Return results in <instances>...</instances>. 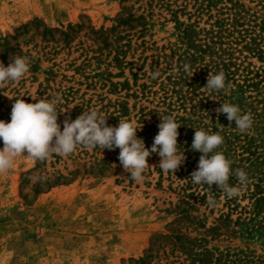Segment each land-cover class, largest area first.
<instances>
[{
  "label": "rangeland",
  "instance_id": "374dc122",
  "mask_svg": "<svg viewBox=\"0 0 264 264\" xmlns=\"http://www.w3.org/2000/svg\"><path fill=\"white\" fill-rule=\"evenodd\" d=\"M157 1L0 0V62L8 66L19 55L30 63L22 80L0 88V120L10 122L16 98L35 103L33 98L51 101L59 94L58 105L64 106L59 124L81 102L99 108L120 99L131 107L135 99L127 94L144 83V71L148 74L143 58L149 63L155 48L169 54L180 40L182 26L172 20L168 1ZM128 15L143 19L118 23ZM59 157L47 159L41 169V161L20 156L0 173V264H128L143 256L156 235L179 227L209 249L264 257L259 239L232 237L218 214L204 207L190 212L196 229H186L185 221L175 227L176 183L169 189L163 171L158 186L161 159L148 158L145 178L136 182L114 164L110 174L96 176L79 165L88 158L76 164ZM75 169L70 183L41 187L42 178L54 181Z\"/></svg>",
  "mask_w": 264,
  "mask_h": 264
},
{
  "label": "trees",
  "instance_id": "16d2710c",
  "mask_svg": "<svg viewBox=\"0 0 264 264\" xmlns=\"http://www.w3.org/2000/svg\"><path fill=\"white\" fill-rule=\"evenodd\" d=\"M166 1L172 20L182 26L180 40L170 47L169 54L164 47L155 48L149 63L143 58L142 64L148 69V74L143 72L145 81L131 95L127 94L135 99L134 104L129 107L127 100L119 99L96 108L81 102L64 114L65 120H75L84 111L95 109L107 118L108 126H118L119 120L136 121L138 127L142 126L137 137L151 149L161 117L174 116L181 124L177 142L185 160L175 174L166 172L169 189L176 183L173 192L178 195L175 213L179 219L173 225L179 227L178 224L185 221L188 222L186 229H196L192 225L197 227L198 222L190 212L196 210V206L204 207L210 214H218V221L232 237L249 241L257 238L264 245V0H243L247 4L238 0L233 4L223 0H158L156 4ZM181 17L187 22H181ZM140 19L142 16L128 15L119 18L118 23ZM148 49L143 48V51ZM185 64L189 65L192 76L185 73ZM157 72L159 75L153 78ZM220 72L225 75V90L215 92L203 88L209 74ZM223 102L238 105L241 114H252L254 122L248 133L239 132L234 121L230 123L226 115L215 111ZM62 107L57 105L58 122ZM63 124L64 121L60 124L61 130ZM201 129L219 132L224 143L216 151L232 161L233 169L247 173L246 185L230 177L229 184L240 188L238 196L226 197L215 184L210 188L192 184L191 173L197 170L202 153L193 151L191 145L195 130ZM119 151L118 148L102 151L99 147L78 146L67 157L75 162L88 158L87 162H76L82 166L84 174L104 176L114 170L112 164L123 168L118 159ZM53 157L60 160L59 155ZM148 158L161 159L157 153ZM45 163L46 160L41 161V169ZM157 171L160 186L164 172L161 168ZM77 173L75 169L67 176L59 174L54 181L42 178L41 187L68 184ZM209 200H214L215 204L210 205ZM176 229L169 234L156 235L143 256L129 260L128 264H264V257L253 252L209 249L202 239L190 238L181 233L180 227Z\"/></svg>",
  "mask_w": 264,
  "mask_h": 264
},
{
  "label": "clouds",
  "instance_id": "9594fccd",
  "mask_svg": "<svg viewBox=\"0 0 264 264\" xmlns=\"http://www.w3.org/2000/svg\"><path fill=\"white\" fill-rule=\"evenodd\" d=\"M29 71L30 63L26 57L16 55L8 66L0 62V88L18 83ZM184 71L193 75L187 64L184 65ZM158 75V72L154 73L153 78ZM203 88L215 92L225 90L224 73L209 74ZM33 99L38 102L28 103L16 98L10 122L0 120V141L3 142V148H0V173L11 170L17 157L45 161L54 154L67 157L78 146L89 149L99 147L102 151L118 148L120 164L136 182L144 180L143 174L149 168L147 160L153 153L161 157L159 168L174 174L185 160L177 142L181 124L172 115L161 117L159 132L149 149L137 137V131L142 126L138 127L136 121L119 120L118 126H108L107 118L93 109L84 111L75 120L66 119L61 130L57 113V105L61 100L59 94L51 101ZM215 111L226 115L230 123L234 121L241 133H248L252 129V114H241L238 105L223 102ZM223 143L224 138L219 132L195 130L191 148L202 155L197 170L191 173V182L193 185H208L209 188L215 184L226 197L232 198L240 194V188L229 184L230 177H235L240 185H246L249 178L243 169H233L232 161L221 151H216ZM208 203L214 205L215 201L209 200Z\"/></svg>",
  "mask_w": 264,
  "mask_h": 264
}]
</instances>
